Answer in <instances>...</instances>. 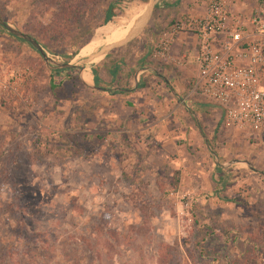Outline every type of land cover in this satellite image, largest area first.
<instances>
[{"label": "rangeland", "instance_id": "rangeland-1", "mask_svg": "<svg viewBox=\"0 0 264 264\" xmlns=\"http://www.w3.org/2000/svg\"><path fill=\"white\" fill-rule=\"evenodd\" d=\"M66 1L0 0V16L26 34L35 22L45 26L67 19ZM110 1L90 0L85 6L78 24L90 19L92 31L74 38L69 62L121 39L115 25L120 16L96 27ZM145 8L146 3L125 0L111 12L119 9L122 16L124 10ZM177 13L178 0H159L142 32L127 44L134 49L135 42H144L146 63L160 65L163 74L177 68L150 54L161 33L180 18ZM70 24L69 19L51 43L53 53L40 47L50 61L63 64L72 52L77 25L70 31ZM7 34L0 33V81L21 67L29 68L30 76L19 97L0 90V264H264V133L227 127L214 106L217 113L203 124L197 118L207 141L206 161L185 145L202 166L198 182L190 171L182 178L167 159L130 167L117 146L122 136L117 122L124 114L120 99L67 82L68 97H54L49 78L58 82L61 75H53L31 45ZM84 77L81 73L83 82ZM149 77L155 74L145 81ZM164 78H155L153 88L181 85ZM69 135L77 144H69ZM183 194L190 198L186 208ZM233 236L236 241L230 242Z\"/></svg>", "mask_w": 264, "mask_h": 264}, {"label": "crops", "instance_id": "crops-1", "mask_svg": "<svg viewBox=\"0 0 264 264\" xmlns=\"http://www.w3.org/2000/svg\"><path fill=\"white\" fill-rule=\"evenodd\" d=\"M208 1L178 0L180 13L176 15L200 16L204 12ZM259 3V0H242L229 6V15L233 18L245 19ZM140 10L132 12L133 14L124 10L123 15L117 20L115 25L118 30L120 28L121 39L131 27L127 24V20L130 18L133 22L141 13ZM177 36L181 37L180 41L177 40ZM187 36L192 37L191 43L187 40ZM127 44L132 45L133 43L130 41L119 47L115 52L109 51V55L106 56L107 53L103 55L95 65L93 63L100 57L96 61L86 64L83 84L90 90L101 94H110L117 97L116 99L119 98L122 102L121 109L124 114L117 122L122 136L120 140L117 138V146L122 147L120 151L122 159L128 161L129 164L131 163L130 167H134L136 162L139 164L142 162L143 167H145V163L150 164L153 159H160L161 161L167 159L172 164L173 169H178L181 172L182 178L185 177V172L190 171L192 181L198 182V178L203 177V174H200L201 165L197 166V163L193 162L190 154L186 152L185 145L190 146L189 150L195 155H201L202 163L206 161L207 156L203 153V146H205L206 141L200 131L197 130L199 126L197 118L203 124V119L206 116L217 112L216 108L209 102L198 97H190L188 94V89L191 87L196 75V67L193 62L195 52L194 36L190 33H179L174 36L169 54L174 58L184 55L185 60L180 66L172 65L177 70L169 71L167 74H163L160 65L155 68L144 63L149 56L144 42H135L134 49L127 48ZM142 60L145 65L137 67V64ZM162 63H164V66L169 64ZM114 64L121 68L122 73L120 74L123 78L120 83H126L128 89L108 86L111 78L109 74L112 72ZM131 70L133 75L126 79L125 74ZM152 73L155 74V77H152L153 79L149 77L145 81V77ZM94 76L99 85L97 88H100V90L90 88V86L95 87ZM160 76L166 77L164 79L168 83L171 81L175 84L181 82L183 87H180L179 84V88L173 87L168 91L163 87L154 89L155 78ZM186 79L189 82L188 86L184 84ZM139 83L141 87L135 90L134 88ZM101 88L104 91H101ZM120 91L126 92L122 95L117 93ZM177 141H180V143ZM199 183L205 185L204 181Z\"/></svg>", "mask_w": 264, "mask_h": 264}, {"label": "built area", "instance_id": "built-area-1", "mask_svg": "<svg viewBox=\"0 0 264 264\" xmlns=\"http://www.w3.org/2000/svg\"><path fill=\"white\" fill-rule=\"evenodd\" d=\"M242 0H209L200 16L181 15L155 41L151 58L174 66L185 60L169 54L175 35L195 38L193 62L196 75L188 89L190 97L209 102L222 113L227 127L264 133V0L245 19L233 18L228 8ZM29 68L9 71L0 90L19 97ZM184 207L189 195L183 194Z\"/></svg>", "mask_w": 264, "mask_h": 264}, {"label": "trees", "instance_id": "trees-1", "mask_svg": "<svg viewBox=\"0 0 264 264\" xmlns=\"http://www.w3.org/2000/svg\"><path fill=\"white\" fill-rule=\"evenodd\" d=\"M136 1H138L142 4H145V3H147L148 0H136ZM123 2H125V0H111L109 2V4L107 5V7L102 11V15H103L102 20L100 21L99 25L96 27L104 25L113 16H115V17L121 16V14H122L121 10L117 9L116 12H114V14H112L111 11H112L113 6L119 5ZM65 3H66L65 9L67 12V15H66L67 19H64L62 22L60 21V19L54 20V21L52 20V22L48 21V23L45 26L41 25L40 23L38 24L35 22L32 25V27L28 30V32H26V34L28 36H30L41 48H43L44 50H46L50 53H53L54 47L52 46L51 43L53 41H56V40L58 41L60 39L59 36L62 33V31L65 30V29L63 30V28L66 27L67 22L70 19V23H71L70 24V31H72V26H71L72 24L77 25V30L75 32H72L73 33L72 39L70 40V41H73L72 42L73 44H71V42H70V49H72V52L70 53V55L68 57H66L64 59L63 63L69 62V60H71V58L74 56V50L72 48L73 45H75V41H74L75 39L74 38L77 37L78 35L84 34L85 32L90 34L92 31L91 28L88 27V24L90 23L89 22L90 19H88L85 23H82L80 25L78 24L79 23L78 17L84 13L85 6L90 3V0H69L68 2L66 1ZM69 8H70V10H68ZM0 19L3 20L1 16H0ZM88 29H90V30H88ZM2 32H4V29H3V27L0 26V33H2ZM7 36L13 41L23 42L22 40L17 39V38H15L9 34H7ZM27 45H29V44L27 43ZM111 51L115 52V51H117V49H113ZM109 53H107L106 56L109 55ZM97 59L98 58H95L91 62L96 61ZM143 62L144 61L142 60L140 63H138L137 67H141V66L145 65L144 63H146V62H144V63ZM146 65L150 66V64H148V63H146ZM113 66H114L113 70L109 74V76L111 78H110V82H109L108 86L114 87V88H120V89H128L129 87L126 83L125 84L120 83L121 79L123 78V76L120 74V73H122L121 68L115 64ZM51 72L53 73V75H61V79L58 82H55V80H53V77L49 78V82H48L49 90L54 97H58V94L61 95L63 98L68 97L67 93L65 92V89H64V83L65 82H67L71 88L85 89V90L91 91L80 81L78 76L76 74H74L75 71L73 69H56V68H53V69H51ZM81 73H86L85 68H84V70H82ZM132 75H133V71L131 70L125 74V77H126V79H128ZM94 86L99 87V85L97 84V79L95 76H94ZM140 87H141V84L139 83L136 85V87L134 89L138 90ZM101 91H104V89L101 88ZM125 92L126 91H120L117 93L124 95ZM199 130H200L201 135L204 136L202 130L200 128H199ZM66 138H67V141L69 142V144H72V145L77 144V140H76L75 136L69 135ZM206 144H207V141H206ZM220 234H221L220 236L226 235L223 232H220ZM235 239H236L235 236H233V238L231 239L230 242H235L236 241ZM263 247H261V248H263ZM229 262H230V260H228V263Z\"/></svg>", "mask_w": 264, "mask_h": 264}, {"label": "water", "instance_id": "water-1", "mask_svg": "<svg viewBox=\"0 0 264 264\" xmlns=\"http://www.w3.org/2000/svg\"><path fill=\"white\" fill-rule=\"evenodd\" d=\"M158 1L159 0H148L147 1L145 10L133 21L131 27L129 28V30L127 32V34L122 39L100 47L98 50L94 51L92 54L84 57L78 63L68 62V63L60 64V63L52 62L44 56V53L42 52V49L40 48V46L30 36L23 34V33L19 32L18 30L11 28L1 19H0V26L3 27L9 35L28 43L35 50H37L49 68H52V69L53 68H56V69H78V78L80 79V81L82 83H84L80 78V74H81L82 70H84L85 65L87 63H90L93 59L101 57V56L105 55L106 53H108L109 51H111L115 48H119V47L125 45L126 43L130 42L135 37H137L140 34V32H142L144 26L146 25L147 21L149 20V17L151 15V12H152L155 4ZM90 88L95 89V90H100V88H97V87L90 86ZM243 163H245L248 166V163L246 161H243Z\"/></svg>", "mask_w": 264, "mask_h": 264}]
</instances>
